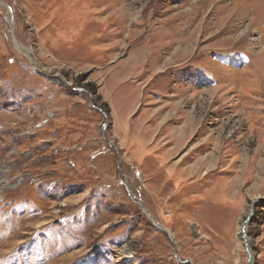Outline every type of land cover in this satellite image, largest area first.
<instances>
[{"label":"rangeland","instance_id":"1","mask_svg":"<svg viewBox=\"0 0 264 264\" xmlns=\"http://www.w3.org/2000/svg\"><path fill=\"white\" fill-rule=\"evenodd\" d=\"M0 264H264V0H0Z\"/></svg>","mask_w":264,"mask_h":264},{"label":"bare ground","instance_id":"2","mask_svg":"<svg viewBox=\"0 0 264 264\" xmlns=\"http://www.w3.org/2000/svg\"><path fill=\"white\" fill-rule=\"evenodd\" d=\"M15 46H16V48H17V50H19V51H21V52H23L22 51V46L21 45H19L17 42H15ZM26 53V52H25ZM26 55H27V53H26ZM28 58H30V57H28ZM31 59V58H30ZM200 166V165H199ZM198 166V167H199ZM127 258L124 256V255H122V254H120V255H118V260H126Z\"/></svg>","mask_w":264,"mask_h":264},{"label":"water","instance_id":"3","mask_svg":"<svg viewBox=\"0 0 264 264\" xmlns=\"http://www.w3.org/2000/svg\"><path fill=\"white\" fill-rule=\"evenodd\" d=\"M247 220H249V218L247 219ZM248 222V221H247ZM245 241V240H244ZM246 244V243H245Z\"/></svg>","mask_w":264,"mask_h":264}]
</instances>
